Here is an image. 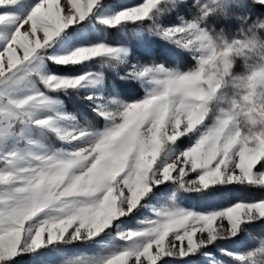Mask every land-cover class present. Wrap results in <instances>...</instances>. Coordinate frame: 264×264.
Returning <instances> with one entry per match:
<instances>
[{
  "label": "snow or ice",
  "instance_id": "snow-or-ice-1",
  "mask_svg": "<svg viewBox=\"0 0 264 264\" xmlns=\"http://www.w3.org/2000/svg\"><path fill=\"white\" fill-rule=\"evenodd\" d=\"M188 8L190 18L164 23ZM257 9L264 0H0V264L21 255L30 264H221L211 249L264 224V198L206 210L181 202L229 186L264 188ZM234 11L243 14L226 21ZM229 22L240 26L231 37L220 27ZM129 25L131 38L190 55L194 66L141 62ZM113 32L125 42L113 43ZM105 67L120 68L119 79L144 95L124 100L113 86L106 97ZM61 95L82 97L103 127L87 115L81 123ZM182 138L191 141L183 149ZM144 210L135 226L125 223ZM219 252L264 264V241L244 254Z\"/></svg>",
  "mask_w": 264,
  "mask_h": 264
},
{
  "label": "rangeland",
  "instance_id": "rangeland-1",
  "mask_svg": "<svg viewBox=\"0 0 264 264\" xmlns=\"http://www.w3.org/2000/svg\"><path fill=\"white\" fill-rule=\"evenodd\" d=\"M64 2L65 0H61V4H64ZM137 2H139V0H116L112 2V4L117 7H120V6H131L136 4ZM188 2L189 0H182V3H188ZM260 12H264V9L256 10L257 15ZM186 13H188V15H186ZM241 14L243 13L240 11H234L230 18H224V19L226 21L229 19H234L240 16ZM178 15H185V18H190L191 8L181 10L179 11L178 14L175 12L169 14L164 18V23L165 24L175 23L178 19ZM255 18L256 16H253V19ZM135 27L136 26L134 25H129L127 29V33L129 34L127 38V43L132 50V55L136 58H139L141 62L152 63L154 61L156 63H163L166 67H170V68L179 67L180 70L183 71H187L194 66L195 62L190 55L172 52L168 48L162 46L161 44L153 42V40L149 37H145V39L142 41H139L135 38H131L130 34L133 28ZM213 27H215V25H213ZM220 27H223L225 30V34L231 37L236 34L240 26L239 24L233 25L232 23L229 22L220 25ZM25 28H27V26H25ZM143 28H147V25H143ZM23 30L25 29H22V31ZM217 31H219V28H217ZM109 35L112 38L113 43L125 42L126 37L123 33L113 32L110 33ZM160 53L166 58V60L159 59L158 54L160 55ZM19 54L22 55V51ZM122 67L123 66H120V68ZM120 68H117L116 70H112L110 68L105 67L103 69L105 75V91L103 94L106 97L110 98L111 95L113 94V86H115V88L119 91V95L121 99L132 101L141 98L144 95L143 87L138 84H130L121 81L117 73H119L120 76H122L124 73L120 71ZM49 69L52 72H59L58 70L56 71L50 66ZM80 70L81 69L79 68H73V70L70 72L75 73ZM91 70L100 71L102 69L100 68L99 64H93L91 65ZM235 70L238 73L244 70L242 62H238V64L235 67ZM59 98L63 100L66 111L76 114L78 116V119H80L81 123L84 122L83 116L87 115L90 119H92L95 127L97 128L103 127V121L98 120L94 117L93 113L89 109L87 103L83 101L82 97H78L76 95H71V96L61 95ZM49 142L53 143L57 147L60 146L59 142L55 141L54 138H51ZM190 143L191 141L189 139L182 138L179 141V147L183 149L186 146H188ZM260 198H264V188L229 186L226 188H220L206 197H201L195 193L184 194V197L181 202L185 207H191L196 210H206L214 207H224L237 200L250 201ZM149 215L150 213L147 210H144L138 213L135 217H132L131 219L125 221V223L128 226H135L137 220ZM261 241H264V224L257 223L253 225L252 228L248 229L247 232L244 235H242L239 239L233 238L230 240L221 241L217 244L216 248L211 249V251L213 252V256L215 257V259L218 262H221V264H234L233 257H228L220 253L219 252L220 248H226L229 251H233L236 254H244L247 251H252L255 248H258L260 246ZM75 247L77 249L85 248V246L83 245H76ZM30 259H31L30 257L22 258L21 260L16 261L14 264H30ZM166 259L170 261V264H176V262L172 261L171 258H166ZM258 259L260 258L258 257ZM204 260L205 258L199 257L195 261H190L189 264H202Z\"/></svg>",
  "mask_w": 264,
  "mask_h": 264
},
{
  "label": "trees",
  "instance_id": "trees-1",
  "mask_svg": "<svg viewBox=\"0 0 264 264\" xmlns=\"http://www.w3.org/2000/svg\"><path fill=\"white\" fill-rule=\"evenodd\" d=\"M114 1H116V0H109V2L110 3H112V2H114ZM138 3V2H137ZM158 57H159V59H161V60H166V58L160 53V55L158 54ZM50 67L51 68H53L54 70H58L59 72H61V73H69L70 71H72L73 70V68H63V67H58V66H55V65H50ZM30 256H28V255H21V256H19L18 258H16L15 260H14V263L16 262V261H18V260H21L22 258H29Z\"/></svg>",
  "mask_w": 264,
  "mask_h": 264
}]
</instances>
